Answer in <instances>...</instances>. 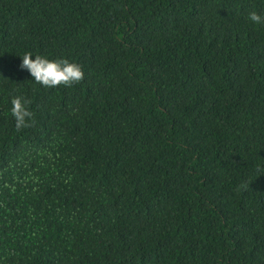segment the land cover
<instances>
[{"label":"trees","instance_id":"obj_1","mask_svg":"<svg viewBox=\"0 0 264 264\" xmlns=\"http://www.w3.org/2000/svg\"><path fill=\"white\" fill-rule=\"evenodd\" d=\"M251 11L264 0H0V264H264ZM26 52L84 78L43 87Z\"/></svg>","mask_w":264,"mask_h":264},{"label":"clouds","instance_id":"obj_2","mask_svg":"<svg viewBox=\"0 0 264 264\" xmlns=\"http://www.w3.org/2000/svg\"><path fill=\"white\" fill-rule=\"evenodd\" d=\"M248 19L253 24L264 25V15L257 11H251ZM21 58V71H27L32 81L46 88L69 87L84 78L81 66L68 59L53 60L31 52L24 53ZM29 104L30 102L22 96H14L11 99L10 112L17 130L28 127L33 120L34 113Z\"/></svg>","mask_w":264,"mask_h":264}]
</instances>
